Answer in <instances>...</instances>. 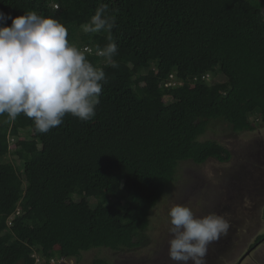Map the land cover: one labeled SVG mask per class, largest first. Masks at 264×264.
Returning a JSON list of instances; mask_svg holds the SVG:
<instances>
[{
    "label": "trees",
    "instance_id": "16d2710c",
    "mask_svg": "<svg viewBox=\"0 0 264 264\" xmlns=\"http://www.w3.org/2000/svg\"><path fill=\"white\" fill-rule=\"evenodd\" d=\"M101 4L115 26L85 33ZM29 10L59 18L107 82L90 121L69 114L39 133L23 114L0 116V264L142 247L181 163L231 159L202 140L212 124L264 126V0H0L7 26ZM110 42L111 60L98 52ZM172 73L184 85L165 87Z\"/></svg>",
    "mask_w": 264,
    "mask_h": 264
},
{
    "label": "clouds",
    "instance_id": "9594fccd",
    "mask_svg": "<svg viewBox=\"0 0 264 264\" xmlns=\"http://www.w3.org/2000/svg\"><path fill=\"white\" fill-rule=\"evenodd\" d=\"M54 6L58 8V4ZM9 18L0 12V116L15 120L23 114L34 122L39 133H48L60 126L69 114L82 121L94 119L107 82L104 69L89 61L88 50L69 39L68 27L54 15L29 10L12 18L11 25L7 26L4 22ZM114 26L115 17L109 14L108 5L101 4L83 30L90 34L110 33ZM98 52L111 60L117 54V44L110 42ZM111 66L118 67L116 63ZM166 78L161 79L164 86ZM178 80L184 85L183 80ZM187 80L192 83L191 78ZM262 127L255 129L260 137ZM168 214L172 237L168 248L170 264H206L208 245L226 235L230 228L223 215L211 212L197 216L186 204L174 205ZM257 240L239 264L258 249L261 250L259 257L264 256V234ZM72 260L66 259L62 264H71Z\"/></svg>",
    "mask_w": 264,
    "mask_h": 264
},
{
    "label": "water",
    "instance_id": "95a60500",
    "mask_svg": "<svg viewBox=\"0 0 264 264\" xmlns=\"http://www.w3.org/2000/svg\"><path fill=\"white\" fill-rule=\"evenodd\" d=\"M263 128L260 130L262 137L258 130L247 131L256 137L249 144H242L245 145L243 149L238 147L233 151L227 147L232 153L228 162L208 160L203 164L205 168L208 166L207 170L203 169L204 172L197 173V178H192L196 183L192 185L195 190L190 189V192L200 191L208 184L220 194V197L215 196V203L208 200L210 206L205 215L216 212L230 223L227 234L208 245L206 264H219L222 257L232 261L236 252L246 248L264 231Z\"/></svg>",
    "mask_w": 264,
    "mask_h": 264
},
{
    "label": "rangeland",
    "instance_id": "374dc122",
    "mask_svg": "<svg viewBox=\"0 0 264 264\" xmlns=\"http://www.w3.org/2000/svg\"><path fill=\"white\" fill-rule=\"evenodd\" d=\"M259 134V133H258ZM260 135V134H259ZM256 136L250 132L234 134L227 127L226 124H212L207 135L202 138H216L222 142L225 146L230 147L233 151L238 147H244L242 144H249ZM23 139V137H21ZM12 160H16L15 157H11ZM206 165L198 166L190 162H183L179 167V176L175 182L170 186L171 190L169 196L164 198L163 201L156 208L151 218V226L147 231L146 243L142 247H136L134 249L114 253L107 249H94L84 254L80 264H90L95 256L108 255L110 259L113 257V264H170L168 256L169 240L172 238L170 233V217L169 210L176 204H186L192 208L197 216L205 215V212L210 206L208 200L215 203V196L220 197L219 193H215L209 185H204L198 195L190 196V189L196 182L192 178H197V173L207 170ZM195 182V183H194ZM169 187V186H168ZM205 191V192H204ZM187 194L188 197L181 199L178 195ZM146 234V232H145ZM144 234V235H145ZM260 236V235H259ZM258 236V237H259ZM215 252V250H213ZM113 255V256H112ZM72 261H75L73 258Z\"/></svg>",
    "mask_w": 264,
    "mask_h": 264
},
{
    "label": "crops",
    "instance_id": "0c3cea01",
    "mask_svg": "<svg viewBox=\"0 0 264 264\" xmlns=\"http://www.w3.org/2000/svg\"><path fill=\"white\" fill-rule=\"evenodd\" d=\"M263 128V127H262ZM264 129V128H263ZM262 129V130H263ZM258 238V237H257ZM257 238H255L254 237V239L246 246V248H244V249H240L238 252H236L235 253V256H234V258H233V260L232 261H230V260H226L224 257H222V255L220 256V257H222V258H220V257H218V258H220L221 259V262L219 263V264H239V262L240 261H242V259H241V257L245 254L246 255V253L245 252H247V250H248V248H250L251 246H252V244H253V242L254 241H256L257 240ZM256 239V240H255ZM244 255V256H245ZM259 256H261V250L260 249H258V250H256L254 253H253V256L252 255H249V256H246V260L244 261V259H243V262H242V264H245V262L246 261H250L251 263H253V264H264V256H262V257H259ZM254 257L256 258V257H259V258H257L256 260H258V261H256L255 259H254ZM217 258V257H216ZM251 258H253V259H251ZM241 259V260H240ZM256 262H255V261ZM260 260V261H259ZM217 261H219L218 259H217ZM216 264H218V263H216Z\"/></svg>",
    "mask_w": 264,
    "mask_h": 264
},
{
    "label": "built area",
    "instance_id": "2783aa9c",
    "mask_svg": "<svg viewBox=\"0 0 264 264\" xmlns=\"http://www.w3.org/2000/svg\"><path fill=\"white\" fill-rule=\"evenodd\" d=\"M88 49V48H87ZM209 76L210 75H204L202 76V79H209ZM192 80H199V77H194ZM194 83V82H193ZM183 84L182 81H179L176 76L174 74H171L168 78H166L165 80V86L167 87H173V86H176V85H181ZM18 212L15 213V215L17 214ZM10 223V221H9ZM66 259H59V260H56V259H52L50 261V264H62V263H65ZM71 264H78L77 262H72Z\"/></svg>",
    "mask_w": 264,
    "mask_h": 264
},
{
    "label": "flooded vegetation",
    "instance_id": "af4514ba",
    "mask_svg": "<svg viewBox=\"0 0 264 264\" xmlns=\"http://www.w3.org/2000/svg\"><path fill=\"white\" fill-rule=\"evenodd\" d=\"M240 149H243V147H240ZM189 193H190L191 197L194 196V195L191 194V192H189ZM178 196L181 197V199H184V198L188 197V195L187 194H183V192H181V194L178 195ZM263 234H264V231H263ZM256 241H258V240H256ZM251 259H253V258H251ZM250 264H253V263H250Z\"/></svg>",
    "mask_w": 264,
    "mask_h": 264
}]
</instances>
